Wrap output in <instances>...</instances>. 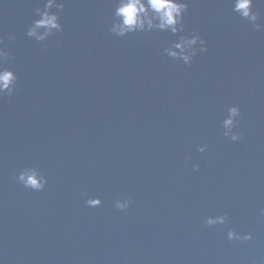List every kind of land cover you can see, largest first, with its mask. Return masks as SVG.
Returning a JSON list of instances; mask_svg holds the SVG:
<instances>
[{
  "label": "water",
  "instance_id": "95a60500",
  "mask_svg": "<svg viewBox=\"0 0 264 264\" xmlns=\"http://www.w3.org/2000/svg\"><path fill=\"white\" fill-rule=\"evenodd\" d=\"M185 2L181 35L208 49L190 65L164 53L169 32L112 34L116 0H56L63 30L44 40L26 33L48 0H0L18 77L0 98V264H264V0L257 22L234 0Z\"/></svg>",
  "mask_w": 264,
  "mask_h": 264
},
{
  "label": "clouds",
  "instance_id": "9594fccd",
  "mask_svg": "<svg viewBox=\"0 0 264 264\" xmlns=\"http://www.w3.org/2000/svg\"><path fill=\"white\" fill-rule=\"evenodd\" d=\"M255 0H234L232 4L233 12L240 18L251 22H257L260 16L258 10H253ZM53 7L63 8L64 5L57 4L56 0H48L45 10L39 12L40 19L34 21V26L27 31V36L35 37L37 40H44L51 35L53 31H62V25L59 22V16L50 10ZM188 10V4L185 0H116V6L113 11V20L109 31L119 37H126L134 33H151L153 31L169 32L178 37L170 46L164 48V53L175 60H182L190 65L197 52H207V42L199 34L191 36L181 35L184 31V17ZM44 28L43 35H40L38 29ZM257 31H264V25L255 23ZM12 37H10L11 39ZM3 37H0V43ZM199 44V47H195ZM178 49L179 51H176ZM10 53L0 47V98L12 96L16 91L18 77L10 68L4 67V63ZM240 116L239 106H232L228 110V117L223 121L227 131L225 136H229L232 141H239L242 137L239 132L233 131L237 124V118ZM200 152L206 150V145L200 146ZM196 169L199 165L194 166ZM15 179L26 188L41 191L47 185V179L35 168H25L21 170ZM90 207L100 206L102 201L99 197L89 198L86 201ZM131 204L127 199L123 202L117 201L116 207L125 210ZM261 215H264V209H261ZM225 223L224 216L208 217L206 224L209 226ZM229 240L248 241L252 239L251 233L239 235L234 229L227 232Z\"/></svg>",
  "mask_w": 264,
  "mask_h": 264
}]
</instances>
